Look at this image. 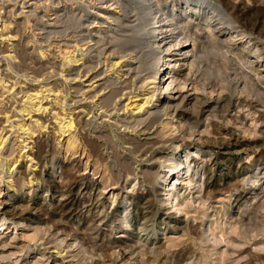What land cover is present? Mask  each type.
<instances>
[{"label": "bare ground", "instance_id": "obj_1", "mask_svg": "<svg viewBox=\"0 0 264 264\" xmlns=\"http://www.w3.org/2000/svg\"><path fill=\"white\" fill-rule=\"evenodd\" d=\"M41 1L16 0V4L21 5L20 12L16 8L6 13L5 7L0 6V53L4 52L3 47L9 48V53L3 56L6 62L1 72L4 76L0 77V96L5 92L23 93L21 96L25 100L18 112L23 119L28 117L43 133L42 139H34L26 122L11 121L16 116L14 110H11L12 115L5 112L10 130L3 128L0 131V230L32 229L41 240L45 229L39 225L43 220L37 205L15 203L11 207L8 203L21 197L40 199L44 194L45 198L57 199L58 204L51 213L58 221L74 226L88 223L91 217L89 225L97 231L102 229L100 224L106 220L124 236L138 238L137 247L133 249H140L141 253L146 252L157 260L161 253L177 254L179 246L190 241L189 238L184 241L190 230L189 222L198 217L192 216L190 220L188 210L196 202L202 209L199 211L202 221L197 238L203 243H212V250L199 247V253L194 254L197 258L193 259L195 256L191 255L185 261L242 264L227 258L231 255L227 244L237 248V241L245 238L244 231H240L242 218L227 222V193L238 190L240 183L246 181L244 176L254 162L245 166L247 162H243L241 156L246 151L247 140L240 135L239 129L227 127V119H233V111L238 114L236 124L245 118L244 112L258 115L256 123L261 122L258 125L261 124L264 133V112L258 109H264V18L250 19L247 25L237 26L240 17L233 13L236 7L233 0H64L62 16L58 10L54 20L41 23L47 37L36 38L31 43L22 39L19 31L31 21L37 25L38 10L54 4L53 1L51 4ZM6 14L14 16L13 20L4 19L9 16ZM21 17H24L23 21L18 23L17 19ZM13 23L16 24L14 30ZM51 35L65 37V48L62 46L64 51L60 56L51 49H44L43 43L47 42L46 38L52 39ZM205 49L206 55L217 57L221 66H201L199 53H204L202 50ZM232 63L238 67L239 73L234 78L226 73ZM216 74L223 76L218 88L210 81L217 78ZM57 76L58 79L52 80ZM60 81L64 85L63 91L59 89ZM29 82L44 84L40 91L44 96L39 101L35 98L40 92L33 97L24 89L23 83L27 85ZM86 88H94V92L87 95ZM50 97L53 98L49 100ZM44 100L58 105L64 113V117L57 114L54 123L58 133L65 137L66 155L77 150L82 142L78 144L79 137L84 139L81 133L85 131L93 132L97 141L112 140V136H117L121 146H126L125 154L117 163L116 181L125 178L140 187L147 186V191L124 195L121 191L112 192L118 189L113 187L110 191L115 198L113 202H117L113 212L123 211L120 217H109L108 213L98 210L97 204H105L103 198L100 199L105 192L102 193L99 183L88 182L87 171L77 179L67 173L73 163L66 160L61 163V151L45 138L48 124L43 121V113L37 114L47 109L42 105ZM2 102L1 98L0 110L5 108H1ZM87 116L91 118L86 119ZM13 129L19 132L17 136L9 134ZM20 131L28 136L21 137ZM89 145L90 151L96 154L95 145ZM232 159L244 163L243 177L239 179V176L234 183L227 182V161ZM199 161L201 168H198ZM257 162L258 166L264 165V154ZM47 165L51 170L49 179H45L43 171ZM198 175H207L206 180L201 183V178H195ZM157 184L164 187L160 189L165 197L162 201L171 204L175 211L160 212L153 203L150 195L156 193ZM191 187L197 189L195 199L184 195V191ZM263 197L256 200L253 212L264 210ZM241 198L238 195L235 199L236 210L230 207L232 218L238 217L234 215L238 214ZM127 203H130L128 207L125 206ZM211 209L224 211L225 217L217 220L219 223L211 220L210 225L204 227L203 222L211 216ZM178 213H185L184 219ZM158 215L159 225L165 226L163 244H159L161 240L154 227L150 228V223L157 221ZM61 232L59 229L50 241L48 237L42 240L40 245L54 244L55 251L48 253V258L62 263L69 254L65 253V248L74 244L78 253L86 252V242L82 238L76 235L69 243ZM232 234L238 235L239 239L233 240ZM1 235L0 243L3 242ZM36 248L38 250V246ZM134 251L113 250L111 264L122 262L127 254L134 255ZM69 264L75 263L71 261Z\"/></svg>", "mask_w": 264, "mask_h": 264}, {"label": "rangeland", "instance_id": "obj_2", "mask_svg": "<svg viewBox=\"0 0 264 264\" xmlns=\"http://www.w3.org/2000/svg\"><path fill=\"white\" fill-rule=\"evenodd\" d=\"M47 1L49 2V4H51V2L53 1L54 4L50 5V7L48 9L47 8H44V9L40 8L38 10L39 11V17H38L37 22H39V23L37 25L35 24V22L31 21V23L28 24V26H23L21 28V30L19 32H20V36L22 37V39H27L32 43L36 38L41 39L42 37L43 38H45V36L47 37V33H46L47 31L43 29V25L41 23H43L45 21H49V20H51V21L54 20L56 18V12L58 10H59V15L62 16L63 10H64L63 6H65L64 0H42L41 3L42 2L47 3ZM233 1L236 4V7L233 10V13H235L238 17H240L239 18L240 23H237L238 24V25L236 24L237 26H241L243 24L247 25L249 23L250 19L253 20L255 18H259V19L264 18V0H243L242 2H237L236 0H233ZM225 2H227V0H225ZM195 5H198V4L196 3ZM0 6L5 7V9H3V10H6V13L8 11L13 12V11H15L16 8L19 9V12L21 11V8H20L21 5H20V3L16 4V0H0ZM56 8H57V10H55ZM25 11H29V10H25ZM51 13H52V15H51ZM10 14H6L9 16H8V18L4 17V19L13 20L14 16L12 18V16H10ZM242 14H243V16H242ZM3 15L5 16L4 13H3ZM23 18L24 17L17 19V22L19 23L20 21H23ZM0 21H1V19H0ZM1 23H0V30L2 28ZM11 25H13L12 30H14V27L16 24L13 23ZM54 36H56V37H54ZM54 36L51 35L52 39H50V40H48V38L45 39V40H47V42H45L46 44L43 43V45L46 46V47H44V49H46V50L51 49V51L53 53H55V55L60 56L61 54H63L62 52L64 51V48H65V46H64L65 37L64 36H62V37L58 36L57 37V35H54ZM49 43H51L50 47L47 46ZM61 43H63V44H61ZM2 51H4V52L0 53V77H1V75H3L1 72H3L4 64L6 62V61H4L3 56L6 55L7 53H9L8 52L9 48L3 47ZM202 51L204 53H199V56L201 57V61H202L201 66H203V67H204V65H205V67L207 65L209 67H211V66L214 67L215 65L221 66V62L218 61L217 57L212 56V54L206 55V49L202 50ZM207 51H210V50L207 49ZM58 60H60V58ZM232 68H233V71L230 70ZM243 69L245 71V68H243ZM246 71L249 72L250 70L246 69ZM237 72H238V67L234 63H232L228 67V71L226 69V73L228 75H230V76L234 75V76H232L233 78L237 74H239ZM216 75H217V78L216 77L211 78L210 81L213 84H216V88H218L219 85H217V84H220L219 80L222 79L223 76H221L220 74H216ZM58 78H59V76H57L56 78H53L52 80L58 79ZM23 85H25L24 89L27 90V92L29 94H32L33 97H35L36 92L42 91V87H44L43 83L39 84L37 82H29V84H27V85L25 83H23ZM58 85L60 86L59 89L63 91L64 90L63 89V86H64L63 83L60 81L58 83ZM18 86H20V85H18ZM45 88H46V86H45ZM0 90H1V88H0ZM84 92L87 95H89L90 93L94 92V88H90V89L86 88L84 90ZM0 93H2V90L0 91ZM4 94L5 95L2 94L3 96H0V100L2 98V100L4 102V103L2 102L1 108L5 107V108L0 110V131L3 128H6L7 131L10 130L9 124H7V122H6V118H5L6 113L5 112H8V113H10V115H12L13 113H11V110L12 111L14 110V113L16 114V116H15L16 118L15 117L11 118V121H18V120L22 121L23 120L24 122H26L27 128H30V130L34 133V135H33L34 139H42L43 133L40 132L39 128L35 124H32L31 121L28 119V117H25L24 118L25 120H24L22 118V114H20L18 112L19 106L23 105V102L25 100L24 98H22V96L24 94L23 93H21V94L20 93L19 94L14 93L13 94V92H11V94L9 92H5ZM43 96L44 95L42 93L39 94L35 98L36 99L35 101H39L40 99L43 98ZM52 98L53 97H50L49 100ZM16 101H19V102H16ZM6 103H8V104H6ZM15 104H17V105H15ZM42 105H43V107H45L47 109L45 111L37 112V114L41 115L43 113L42 114L43 121H45L46 125L48 124L47 125L48 130L47 129L45 130V132H46L45 138L49 141L50 144L53 145V147H56L57 150L61 151V155L59 158L61 160V163H63L64 160H66L68 163L69 162L73 163L72 167L67 168V170H68L67 173L69 175H72V178L74 177L75 179H77V178L81 177L85 171H87V176L89 178L88 182L91 180V182L99 183L101 186L102 193L105 192V194H104L105 196L102 195L100 197L101 200L103 198V200L105 201V204L104 205L97 204L96 206L99 208L98 210H100L102 213H105V214L108 213L109 217H115V216L120 217V214L123 211H120L118 213L113 212L114 207L117 204V202H113L115 200V198L113 197V194H112L113 191H115V193H118L121 191V193L124 195L127 193L128 194L146 193V191H147V186L144 185V186L140 187V185L138 183L137 184H136V182L130 183L125 178H122L120 181H116V176H117L118 171H119L117 163H119V160H121V155L125 154L124 151H125L126 146H123V147L121 146L120 141H119L117 136H112V140L110 139V140H104V141L103 140L97 141L93 132L89 133V131H85V132L81 133V135L84 136V139H81L79 137L78 144H80L81 141L82 142L79 145V147L78 146L76 147L77 150L75 151V149H74L73 150L74 153L72 151H69V154L67 152V155H66V152H65L66 149L63 147V146H65V139H64L65 137L61 136L58 133V131L56 129V124L54 123L56 121V119H54L56 117V115L59 114L60 116L64 117V113L62 112V110L60 109V107L58 105L52 104V103H50V101L44 100ZM13 106L15 108H13ZM258 109H259V111L264 112L263 108H258ZM244 113H242L243 117H245V118H242V120L244 122L241 120V121H239L238 124H236L235 119L238 117V114L235 115V111L231 112V115H233V119L231 121H230V119H227V127L230 129H236V128L239 129L240 135L245 140H247L246 151L241 156L244 159L243 162H247V164L245 163V166L249 165V164L251 165L254 162L253 165L251 166L252 168L249 166L251 171L249 170L248 174H246L244 176L246 178V181H243L240 183L238 190L232 189L230 192L227 193V222L233 221L234 219L239 218V217H240V219L242 218L243 226L240 228V231H242V232L244 231V235H245V238L239 239L238 235L232 234L233 240L239 239V241H237V244H236L237 248H233V246L231 244H229V245L227 244V250L229 252L231 251L230 252L231 255H228L227 258H229V260L233 259L231 261H239L242 264H264V231L263 232L261 231L264 229V212H263L264 210L263 209L262 210L257 209L256 210L257 212L256 211L253 212L255 210V204H256L255 202H257L259 199H262L263 194H264V192H263L264 191L263 190L264 189L263 188L264 187V180H263L264 177H262V176H264V168H263L264 165L258 166V162H257L259 160L260 155L264 154V143H263L264 142V133L261 132L263 130L261 128L262 127L261 124L258 125L261 122L256 123V120L258 119V115H255V114L248 115V112H244ZM87 117H86V119L91 118V116H89L88 118ZM218 123H219V121H218ZM255 127L257 130L255 129ZM91 129L94 131V129H95L94 126H92ZM16 131H17L16 129H13L10 131L11 133L9 132V134H12L13 137L17 136L19 132H16ZM20 133H21L20 134L21 137H27L28 136V135L25 136L21 131H20ZM44 135H45V133H44ZM30 140H33V139H30ZM58 140H60L59 142H62V143H59ZM63 140H64V142H63ZM90 143H91V145H93V144L95 145L96 151H97L96 154H94L90 151V145H89ZM62 148H63V150H62ZM82 149H83V151H82ZM34 150H36V148H34ZM260 150H262V151L260 152ZM89 153H90V155H89ZM91 159H92V161H91ZM238 160L239 159H232V160L227 161V165H228L227 182L234 183L236 180H238L239 176L241 177L239 179H242L243 176L241 174H242V168L244 167V165H243L244 163L239 162ZM68 163H66V164H68ZM198 165H200V166L198 167ZM198 165H197V167L201 168V166H202L201 161H199ZM47 166L48 167H45L43 169L45 179H49L50 173H51L50 166L49 165H47ZM88 166L90 168H88ZM58 167H56V169L58 168L57 172H58V174H60L59 173V172H61L60 165H58ZM99 169H101V170H99ZM95 174L97 175V177ZM98 175H100V176H98ZM254 176L257 178V180ZM94 177H95V179H94ZM206 177H207V175L206 176L198 175L195 178L196 179L201 178V183H202L206 180ZM247 177H249V178H247ZM254 178H255V180H254ZM170 181L172 182L173 179L171 178ZM159 182H161V181L159 180ZM174 182H175V180L172 183H174ZM254 183H256V184H254ZM127 185H129V186H127ZM103 187L105 190H102ZM113 187H117L118 189L112 190V192H111L110 190ZM127 188H128V191H127ZM193 188L194 187H191V188L185 190L184 195L186 197H189L192 199H195L196 197H198V193H195V192H197V189L196 188L193 189ZM156 189H157L156 193L151 194L150 198L153 201V203H155L156 206L159 208L160 212L170 213L172 211H175L173 208H171L172 207L171 204L165 203L162 201V199L165 198L161 195V194H164V192H161V190H160V189H164L163 185L157 184ZM202 189L204 191L205 188H202ZM129 190H131V191H129ZM261 191H262V193H261ZM231 194H233L234 196L230 197ZM238 195L242 196V198H241L242 202H240L241 206L238 209V214L234 215V216H238V217L232 218L231 216H233V215L230 214L231 208L236 205L237 202L235 203V199ZM40 197H41L40 199L39 198H37V199L31 198L30 199L29 197H23V198L21 197L19 199L17 198V200H14V201H11L8 203V204H10L9 206H11V207L15 203L16 204L21 203L20 205H23V206L37 205V209L39 208L41 210L39 212H41L40 217L43 220V223L39 224V225H41V227H43V229H45V232L42 236L43 238L41 240H38V237L35 236L36 235L35 231H33L32 229L28 230V229H23V228H16L13 230L12 229H6L3 231L0 230V233L2 234L1 240L3 239V242L6 241L4 244H3V242L0 243V264H60L61 262L55 263V262H53V258H51V259L48 258V256H49L48 253L51 254L52 252L55 251V249L53 248V246H54L53 243L48 244V245H40L41 242L43 243L42 240L44 238L48 237L49 241L52 240L54 238L53 235L56 234L59 229H60V231H62L61 235L65 238H67L68 239L67 241H69V243H71L73 241V239L76 237V235L79 236V238H82L86 242V252H83V253H78V247H76L75 244L72 245L73 247H71V248H68V247L65 248V253L69 252V254L67 255L68 258L65 259L61 264H69V262H71V261H73V263H75V264H90L91 262H92V264H104V263L111 264V261L113 260L111 258V254L113 253V250L119 249V248L124 249V251L130 252V253L135 250L134 251L135 257L133 254L129 253L126 255L127 257H125V259L118 264H146V263L147 264L148 263L149 264H158V263L159 264H165L164 262L166 261L167 258H169V262H166L167 264H172V263L173 264H195V263H191L190 261L186 262L185 259L191 255L195 256L193 259H196L197 258L196 255L199 253V249H198L199 247L200 248L204 247L206 251L212 250V247H211L212 243H203L200 241V239L197 238L199 235V232L201 230L200 224L202 221L200 214H199V211H202V209H200L198 207V203H196V202H194L192 207L190 208V210H188L189 211L188 217L190 218V220L193 219L192 216L198 217L196 220L189 222V229L190 230L188 232V236L184 238V241H186L188 238L190 239V241L188 240L186 242V244L179 246V252H177V254L168 253V252L161 253L159 255L158 259L155 260L153 257L150 256V254H148L146 252L141 253L140 249H138V250L133 249V247H137V244H138V238L135 235L124 236V234H121L120 229H118L117 227H114V226L112 227L110 224L107 223L106 220H104L100 224V228H102V229H99V230L97 229V231L94 230V228H92V225H89V222H91V219H92L91 217H89L90 220H87V222L89 221L88 223L82 222L80 225H74V226H72L71 224L68 225L66 222L58 221L57 218H55L51 213L54 209V206L58 204L57 199L53 200L50 197L45 198L46 196L44 194H41ZM233 197H235V198H233ZM43 199H47V200H43ZM263 199H264V197H263ZM245 200H247V202ZM129 204L130 203H127V204H125V206L128 207ZM103 206H104V208H103ZM253 206H254V209H253ZM110 207H111V209H110ZM236 209L237 208H235V210ZM209 213H211V216H210L211 218L209 217V219H206L203 222L204 227L209 226L210 225L209 221H211V220H216V222L219 223L220 219H223L225 217L224 211H216V210L213 211L211 209V210H209ZM250 213H252V215ZM248 214H250L251 216H249ZM159 216L160 215H158V218L156 219L157 221H153L150 223V226H151L150 228L154 227V229L156 230V233L159 234L158 235L160 238L159 240H161L159 244H163L164 243V235H162V233H163L162 230L165 228V226L159 225V222H160ZM178 216L182 217L184 219L185 213H178ZM217 220H219V221H217ZM65 221H67V220H65ZM156 228H158V229L160 228L161 230L160 229L158 230ZM195 234H196V236H195ZM240 236H243V235L241 234ZM12 237H16V238L13 239ZM159 240H157V242ZM34 245L36 247L38 246V250ZM208 246L210 249L208 248ZM27 248H28V250H30L29 252H28ZM46 248H50V249H46ZM44 253L46 255L43 257ZM194 254H196V255H194ZM54 256L55 255H53V257ZM33 257H35V258H33ZM143 257H145V258H143ZM235 258H236V260H235ZM47 259H48V261H47Z\"/></svg>", "mask_w": 264, "mask_h": 264}]
</instances>
